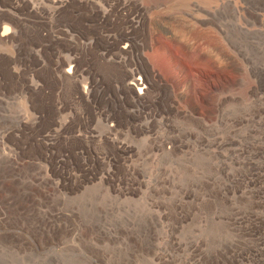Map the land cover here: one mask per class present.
<instances>
[{
  "label": "rangeland",
  "instance_id": "1",
  "mask_svg": "<svg viewBox=\"0 0 264 264\" xmlns=\"http://www.w3.org/2000/svg\"><path fill=\"white\" fill-rule=\"evenodd\" d=\"M33 1L0 0V264H264V0ZM124 55L165 102L118 103Z\"/></svg>",
  "mask_w": 264,
  "mask_h": 264
},
{
  "label": "built area",
  "instance_id": "2",
  "mask_svg": "<svg viewBox=\"0 0 264 264\" xmlns=\"http://www.w3.org/2000/svg\"><path fill=\"white\" fill-rule=\"evenodd\" d=\"M135 59L131 55H124V57H119V61L116 62L118 65H120V72L123 75V77L120 79L119 82L121 84L123 91L128 93L126 96L124 95L117 96L118 103L122 104L124 103V101H128L135 108L136 107L143 108L145 101H148L150 105H158L161 104L162 102H165L164 95L156 94L155 92H152L150 90L152 85L151 80L149 79V77L146 76L145 71L143 70L141 62L138 60V58ZM88 92L89 89L86 84V86H83V90H82V94L85 99L88 95ZM126 112L128 113V115L133 114V111H126ZM98 113L99 114H97V117L99 118L100 116H102L103 120L105 121V126L107 129L106 137L108 139H112L116 134L119 133V131L113 124L112 119H109L110 114L107 112L104 115V112L100 113V111ZM140 115L145 125V131L147 134L153 135L152 139H155V137L157 138L159 136L162 139H169L171 137V133L168 131L169 123L171 122L169 118L160 117V119L157 120L156 117L154 116L155 114L152 112H147V113L142 112ZM153 122L156 123L157 129L151 131L150 126H152L151 124ZM165 127L166 129H164ZM120 133H124V132H120ZM125 135L128 134H126L125 132ZM169 145L170 144L167 141L161 144V147H159L156 150V153L153 156L154 158L151 159V162H155V161L158 162L159 160H162V158L165 157L166 154L170 152Z\"/></svg>",
  "mask_w": 264,
  "mask_h": 264
},
{
  "label": "bare ground",
  "instance_id": "3",
  "mask_svg": "<svg viewBox=\"0 0 264 264\" xmlns=\"http://www.w3.org/2000/svg\"><path fill=\"white\" fill-rule=\"evenodd\" d=\"M33 1V0H32ZM38 1V0H37ZM40 1V0H39ZM39 1H38V3H39ZM46 1H48V0H46ZM49 1H51V0H49ZM30 2V1H29ZM34 2V1H33ZM52 2H53V0H52ZM55 2V1H54ZM53 2V3H54ZM226 2H230V0H226ZM31 3V2H30ZM35 3V2H34ZM51 3V2H50ZM39 6V5H38ZM63 7V5H58L56 8H57V10L59 11V9H61ZM196 10H198V9H196ZM212 13V12H211ZM48 14V13H47ZM54 14V12H52L51 13V15H53ZM7 32H8V28L6 27V26H4L3 28H2V33H1V37H4L6 34H7ZM69 63L66 61V65L65 66H67ZM71 70H72V67H68V69L66 70V71H64L65 73H67V74H70L71 73ZM64 73V74H65ZM67 76H65V78H66ZM67 79V78H66ZM83 89V88H82ZM138 90H140V89H138ZM247 145V144H246ZM250 148V147H249ZM247 149V148H246ZM242 152V151H241ZM239 155V154H238ZM247 155V154H246ZM246 158V157H245ZM253 160V159H252ZM249 162H251V161H249ZM251 164V163H250ZM248 166V165H247ZM215 170V169H214ZM216 171V170H215ZM166 177H168L169 175L167 174V175H165ZM166 179H168V178H166ZM174 181V180H173ZM212 181V180H211ZM198 235V234H197ZM200 239H197V240H195L194 241V243L196 244V245H201L202 243H201V241H199ZM195 251H197V248L196 249H194Z\"/></svg>",
  "mask_w": 264,
  "mask_h": 264
}]
</instances>
